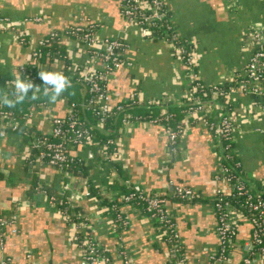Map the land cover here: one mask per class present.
Here are the masks:
<instances>
[{"label": "crops", "instance_id": "crops-1", "mask_svg": "<svg viewBox=\"0 0 264 264\" xmlns=\"http://www.w3.org/2000/svg\"><path fill=\"white\" fill-rule=\"evenodd\" d=\"M165 5L173 29L193 49L198 81L206 88L229 87L227 96L211 101L205 114L187 119L183 115L187 131L175 155L168 152L161 123L137 121L122 134L119 126L116 137H111L119 154L115 162L119 171L98 141L72 150L81 162L79 174L40 164L30 168L23 156L26 143L21 134L0 123V215L13 217L17 228L16 234L6 237L0 257H10L13 264H81V252L70 237L69 225L45 195L36 192L38 182L80 208L89 218L90 236L115 264L121 263L117 254L121 245L135 264H175L156 221L142 206L119 199L121 185L129 181L148 195L166 197L186 264H212L210 255L219 243L213 198L223 182L216 178L221 149L204 118L216 121L221 114L230 115L233 152L243 177L253 189L264 190V97L239 86L253 50L246 32L264 30V0H165ZM0 13L9 19L8 27L0 28V92L4 95L16 77L27 75L40 39L52 32L62 33L71 25L93 22L100 37H118L125 45L122 57L127 63L106 77L109 106L136 98L140 103H165L164 107L173 111L193 96L192 81L172 43L143 37L137 26L125 24L118 0H0ZM37 16L42 19L34 20ZM48 45L65 55L45 59L38 69L65 74L77 65L95 66L85 45L71 37L60 34ZM67 93L55 102L47 96L45 112L33 108L27 123L34 132L47 133L51 117L64 116L70 103L80 102L84 88L74 85ZM129 112L141 117L135 109ZM172 184L189 186L198 197L174 198ZM115 199L117 210L128 220L127 226L117 231L111 226L114 212L107 208ZM236 220L237 232L227 259L217 264H261L257 259L244 262L251 226L243 218Z\"/></svg>", "mask_w": 264, "mask_h": 264}, {"label": "built area", "instance_id": "built-area-1", "mask_svg": "<svg viewBox=\"0 0 264 264\" xmlns=\"http://www.w3.org/2000/svg\"><path fill=\"white\" fill-rule=\"evenodd\" d=\"M118 6L125 24L137 26L143 37L162 38L171 42L174 52L183 61L186 74L192 81L190 90L193 94L182 109L186 119L187 117L193 118L196 115L205 114L211 101L223 99L227 96L230 91L229 87L213 85L206 88L198 81L194 69L193 49L185 39L179 37L171 23L165 20L167 11L165 0H118ZM41 19L39 16L34 18V20ZM8 23L9 19L0 13V28L6 29ZM161 23L164 24L166 32L157 37L154 30L161 26ZM60 34L82 42L87 49L90 63L95 64L92 69H89L90 71L84 70L76 78L77 81L86 85L87 97L80 103H70L64 116L51 117V127L47 133L35 134L30 132L29 129L32 128L27 123L33 108H40V110L42 109L41 112L47 110V102L43 100L35 103L28 111L21 113L19 116L0 105V123L28 138L23 156L26 164L30 167L40 164L50 166L64 173L79 174L81 173V162L72 154V150L78 146L98 141L103 148H110V150H104L107 159L110 162H117L119 154L116 151L114 139L108 138L106 141L100 142L94 139V133L96 130L106 129L113 115L140 102L136 98H130L114 106L107 104L109 99L106 88L107 74L127 63L122 57V50L125 45L120 38L100 37L95 24L87 22L68 26L62 33L52 32L44 39H40L37 46L52 43L60 38ZM246 36L252 42L253 50L245 66L244 75L239 80V86L242 91L260 94L264 97V48L262 46L264 30L252 28L246 32ZM20 41L23 42L24 39L20 38ZM38 51L37 48L33 50V59L38 57ZM73 68L74 70H80L78 65ZM31 71H34V74H31ZM40 71H35L32 65L28 67L25 78L42 81L39 77ZM71 77L72 75L69 76V78ZM199 88L208 90V100H202L195 95L196 90ZM85 111L94 118V122H91L90 118L85 115ZM171 118V114L164 113L144 119L125 111L121 117V131L119 130V132L122 134L123 129L135 124L137 121L161 123L168 141V152L170 155H175L179 149V141L185 135L187 127L183 124V121L172 124ZM203 122L213 133L221 149L218 156L219 167L216 178L223 182V185L217 188L213 198V205L217 213L215 228L219 243L216 252L210 255L211 263L217 264L227 259L230 244L237 232L236 218H243L251 226V237L245 244L246 251L243 260L245 263H250L253 259H257L261 264H264V196L249 187L243 179L232 172L230 167L221 164L223 157L227 160L233 157L230 151L231 148L233 151V121L230 115L221 114L216 121L204 118ZM22 124L24 126H21ZM234 166H240L239 161L234 162ZM125 184L129 187V191L121 195L119 199L127 203L140 204L163 232L168 245V256L173 259L175 264H186L176 222L166 208V197L148 195L138 186H132L129 181H125ZM35 190L39 194L45 195L69 225L71 229L70 237L75 241V247L81 252V264H115V259L106 253L90 236L88 230L90 229L89 218L84 215H80L81 218H79L78 215L70 214L68 209L72 204L68 198H61L53 194L49 195L38 182ZM172 196L180 200H193L197 194L189 186L172 184ZM232 197L243 198L241 207H236L230 202ZM107 208L115 213L111 223L113 230L117 231L119 228H125L128 220L117 210V203H111ZM16 233L17 228L15 227L14 218L0 215L1 251L4 249L6 237ZM117 254L120 257V264H135L129 252L122 245L118 247ZM0 264H13V262L10 257L2 255Z\"/></svg>", "mask_w": 264, "mask_h": 264}, {"label": "trees", "instance_id": "trees-1", "mask_svg": "<svg viewBox=\"0 0 264 264\" xmlns=\"http://www.w3.org/2000/svg\"><path fill=\"white\" fill-rule=\"evenodd\" d=\"M165 20H167V21H169V23H171V15H170V12L168 10L166 11ZM165 32L166 31H165L163 23H161V26H159L157 29L154 30V34L157 37L161 36V34H164ZM37 49L39 50L38 51L39 52L38 53V57H36L34 59L32 58L33 59L32 64L35 66L34 67L35 71L42 70V69H38L37 65H39V63L42 64V62H44L45 59H49V61H50V60L54 59L52 57H58V56L61 57V56L65 55L63 51L60 52V51H58L57 48L56 49H53V48L51 49L48 44L44 45V46L37 47ZM50 54H51V56H50ZM64 59H66V58H64ZM84 70L85 71H90L89 68L84 67V66H80V70L72 69L70 71L68 69L65 72V75L67 73H69V76L72 75L71 78H69V76H68V79L71 81V86L67 90L71 89V87L74 86V85H78V86L81 85L84 88V96H83L82 100L80 99L81 101H83V99H85L87 97V87H86V85L83 82L77 81L76 78L78 76H80ZM31 72H32L31 74H34V71H31ZM23 79H30V78H23ZM30 80L33 82L34 86H38L39 87L37 89L35 98L32 97V95H31L32 92L30 91L29 96L22 103H18L14 107H8L7 105H5L3 103H0V105L3 108H5V109H9V110L13 111L16 116H19L21 113H24V112L28 111L29 107L30 106H34L35 103H37V102H39L41 100H46L47 95H45L44 91H43V89L45 87L44 84H43V81L33 80V79H30ZM12 91H14V88H11L9 93L4 95V96L11 97V92ZM63 94L67 95L68 93L66 91ZM195 95L200 97V99H202V100H208L209 99V92H208L207 89H200L199 88V89L196 90ZM69 102H71V101H69ZM80 102H78V103H80ZM187 102H189V101H186L185 104H187ZM185 104L178 105L177 109L173 110V111H171V110L167 109L166 107H164L165 103H156L155 102V103H152V104H147V103L135 104V105H133V106H131L129 108H125L123 111L118 112L117 114L113 115L112 118L109 120V122H108V124L106 126V129L96 130L95 131L94 139L99 140L100 142H104L108 138L116 137V134L118 132V128L121 125V117H122L123 112H125V111L126 112L133 111L134 109L137 110L140 113L139 115H141V117L144 118V119H147L148 117L156 116L158 114L159 110L163 109V111L160 113V115L164 114V113L171 114L172 115V118H171V123L172 124L176 123V122H180V121L182 122V121H184L183 120L182 109L186 106ZM85 115L87 117L90 116V121L91 122L95 121L94 118L86 111H85ZM21 126H24V124H22ZM29 131L33 132L35 134L37 133L36 131L34 132L32 129H29ZM37 134H39V133H37ZM22 138H23V142L26 143L28 138L26 136H22ZM105 150H110V149L107 148ZM230 151H231V155H233V157L231 159H228V160L225 157H223L221 159V164L230 167V169L232 170V172L235 175L239 176L241 179H243L245 181V183L249 187H251L247 183L245 178L243 177V173L241 171V167L240 166H238V167L234 166V162L238 161V159L235 156V153L232 151V148H231ZM114 164H115V167H117L116 168L117 171H119V164L115 163V162H114ZM27 166L30 167L29 165H27ZM30 168H33V167H30ZM121 187H122V194H120V196L126 194L129 191V187L127 186V184H123V185H121ZM50 190L48 188L45 189V191L49 195L50 194H53V195H57L58 194V193L56 194L55 192H51L52 190L51 191ZM253 190L257 191L258 193H260V194H262L264 196V190L263 189L256 188V189H253ZM58 196H61V195H58ZM62 197L64 198V196H62ZM197 197L198 196H196V198ZM196 198H194V199H196ZM230 202L233 203L236 207H241V205L243 204V198L242 197H232L230 199ZM109 203L111 204V203H117V202H116V199H115V200H113V201H111ZM129 203H134V202H129ZM138 205H140V204H138ZM68 210H69L70 214L78 215L79 218H81L80 215H82V213H81L82 211L80 210V208L78 206L71 205V207H69ZM111 212L113 213L114 211H111ZM114 215H115V213H114ZM106 253H108V252H106Z\"/></svg>", "mask_w": 264, "mask_h": 264}, {"label": "clouds", "instance_id": "clouds-1", "mask_svg": "<svg viewBox=\"0 0 264 264\" xmlns=\"http://www.w3.org/2000/svg\"><path fill=\"white\" fill-rule=\"evenodd\" d=\"M39 77L44 84V94L49 96L51 102H55L67 89L71 86V81L60 71L41 70ZM14 91L11 92V97L4 96L0 92V103L8 107H14L18 103H22L28 96L30 91L32 97H36L38 86H34L30 79H22L19 75L11 83Z\"/></svg>", "mask_w": 264, "mask_h": 264}, {"label": "rangeland", "instance_id": "rangeland-1", "mask_svg": "<svg viewBox=\"0 0 264 264\" xmlns=\"http://www.w3.org/2000/svg\"><path fill=\"white\" fill-rule=\"evenodd\" d=\"M217 99H214V101H216Z\"/></svg>", "mask_w": 264, "mask_h": 264}]
</instances>
